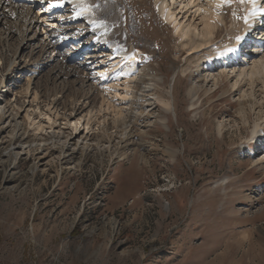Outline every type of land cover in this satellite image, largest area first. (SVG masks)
<instances>
[{
  "label": "rangeland",
  "instance_id": "374dc122",
  "mask_svg": "<svg viewBox=\"0 0 264 264\" xmlns=\"http://www.w3.org/2000/svg\"><path fill=\"white\" fill-rule=\"evenodd\" d=\"M89 1L82 17L102 25L99 36L71 9L58 26L24 34L10 18L0 22L5 118L13 115L35 141L73 134L70 125L79 119L75 140L87 146L71 149L70 162L49 147L53 141L43 154L18 150L15 158L4 151L10 129L1 135L0 264H264V166L255 164H264V141L250 140L264 110L239 113L232 82L188 94L195 73L215 64L210 55L219 44L236 37L235 6L225 0L217 36L190 55L189 39L180 40L174 25L189 22L191 40L200 41L203 19L191 9L174 6L178 20L170 24L155 0ZM235 13L240 21L241 10ZM100 35L113 47L97 44ZM129 48L138 51V63L156 69L161 99L134 100L129 81L137 74L125 62L119 74L109 72L119 61L109 55ZM224 66L210 70L219 77ZM255 90L261 99L264 89ZM40 111L56 121L52 129ZM127 113L136 120L116 128Z\"/></svg>",
  "mask_w": 264,
  "mask_h": 264
},
{
  "label": "bare ground",
  "instance_id": "6f19581e",
  "mask_svg": "<svg viewBox=\"0 0 264 264\" xmlns=\"http://www.w3.org/2000/svg\"><path fill=\"white\" fill-rule=\"evenodd\" d=\"M51 1L59 2L60 0H51ZM226 1H228L227 5L232 3V5L235 6L231 14L232 19H233L231 26H232V30L234 29L237 31L236 37L239 36L241 37V39L238 41L236 37H234V39L228 38L227 41L219 44V47L215 49V51L210 55V62H214L215 64L208 65L207 70L201 69L195 73L197 77L194 83L191 84L188 94L192 97H195L200 92H204V93H206L207 91L210 92L209 90L212 87L215 88L214 92H216V90H218L220 82H222L221 84L223 85L225 84V82H232L230 84V90H232L233 93L237 92L239 94L237 105L239 106L240 111L238 112L241 113L243 116L244 115L248 116V114H251V112H255L258 110L259 111L258 113H260L262 110H264V96L258 100L257 98L258 96L256 95L257 93L255 90L257 86L260 89H262V91L264 89L263 87H261L264 85V27H263L264 25V21H263L264 20V0H256L255 5L251 3V0H226ZM226 1L225 0H205L204 2L201 0H190V1L189 0H155V3H156L157 11L159 12L161 18H163L166 22L170 24H175L178 20L177 19L178 17L175 16V13H174L175 11L172 12V9H174L173 7L176 5H177V9L179 8L180 12L182 11L185 12L188 9H191L194 18H196L197 16L199 17L202 16L203 35L202 37H200L201 39L199 38L200 41L191 40L192 38H190L189 33L192 32V34H194L193 32L195 31V26L191 30L189 28L190 26L189 22L186 25H184L183 23H178L174 25L175 28L173 27L174 31L180 32V35H179L180 40L185 39V38L189 39L188 42L184 44V46H188L190 55H193L195 53L202 51L205 48V46L209 44L213 39H215L214 38L215 36H217L216 29L218 25L223 23L225 20L224 16L221 15L219 12H217V10L222 9L221 6ZM89 2H90L89 0H64L63 4L68 5L69 3V6L67 8H64L61 13H64V12L67 13L68 9H71L69 13L73 14L76 12L77 17L75 16V19L78 17H82L84 12H89L91 10L90 8L91 5H89L90 4ZM84 5L89 6L87 11L82 10ZM235 9L241 10V13L243 16H241L240 21L237 19L238 15H236ZM66 15L67 14H64V15L56 14L49 18L52 20L54 17L59 18V17L66 16ZM245 17L248 18L247 23H245V20H244ZM0 18H1L0 22L4 18L6 19L10 18V20L13 22L14 29L18 28L19 31L21 29L23 34L28 33L29 30L33 31L34 29H39V28L42 30L47 29L44 27V24L41 21L42 18L44 17H42L41 15H36V14L34 15V10L32 9V7L29 6V3L27 0H0ZM83 19L87 21L86 25L90 29V31L93 32L92 35H95L97 32H99V30H101V28H103L100 25H99L100 27L98 25H97L98 27L95 26L94 25L95 20H93V18L89 16H85V18ZM256 20H258V23L260 25L256 26V29L254 30H259L260 28L259 33L257 34V37L259 36V38H257L255 42L251 41V43H249L248 45L247 44L243 45L242 42L247 39L246 36L250 32L248 30L249 27L255 25L257 23ZM53 27H54L53 25H50L48 29L53 28ZM262 27L263 29L261 30ZM7 30H9V28ZM13 32H15V30L10 31V33H13ZM54 34H57V33H54ZM195 34H196V31H195ZM45 35L47 37L48 36L52 37L50 36L51 34L49 35L47 34V32H45ZM29 39L31 40V38ZM95 41L97 44H99V41H101L105 43L107 47H109L108 42L104 40V35L103 36L100 35L99 38H95ZM87 44H89V42ZM51 47L53 46H51V44L49 43L46 45L47 49L48 48L50 49ZM112 47L113 46L111 45V47L109 48H112ZM227 49H232V51L228 52L226 51ZM50 51H53V50H50ZM238 51L242 53L240 56L237 57L235 56L234 53ZM109 56H110L109 61L115 60L116 58L119 59L118 62L108 65L110 66L109 72L111 73L120 72L119 71L121 68L120 63L125 62V64H127L126 66L127 70L130 68V70H128L129 73L132 72V75L137 74V80L131 79L129 81V83L134 84L133 86L134 87L133 93H135L134 100H138L140 97H143V96L144 97L151 96V97H154L155 99L162 98L163 96L162 93L160 94L157 91L160 85L161 79H158L156 77L155 75L156 69H153L151 67L149 68L148 66H143L142 64L138 63V51H136L134 48H129V50L118 49L115 51V53L110 54ZM202 58L203 57L198 56L199 60ZM220 63H225L224 70L222 69L220 70L223 73L219 77L214 76L213 73L216 72V70H210V67H212L213 65H219ZM201 65H202V62H200L197 67L199 68L201 67ZM139 72H141V75H139L140 74ZM228 79H230V81H228ZM210 82H211V87H209V89H206V87H208ZM129 83L126 82L125 86L129 87L128 86ZM203 86H205V88H203ZM245 87L248 88L247 91L243 90V88ZM228 92L230 91L228 90ZM136 103L137 101H135L134 104ZM160 105L165 107L167 110L169 109L170 103L167 100L165 101L162 99L160 101ZM4 109L5 107L2 108V106H0V141H1V135H3L7 130L10 129V131L8 132L9 133L8 134L9 137L7 140L8 143H7L6 148L4 149L6 153L5 155L8 157L17 158L16 156L19 153L18 150H24L26 153L41 152L43 154V152H47L49 150V147H52L57 150L58 155H61L63 159L67 158L66 162H70L71 160H73V153L70 154L71 149H73L76 146L77 147L79 146L78 148H82V149L84 147H87L81 144L78 145L77 140H75L76 138H79L77 136L78 130L82 126L80 124L79 119H76V121L74 122H72V119L66 121L67 125L71 124L72 122V124L70 125V129L71 131H73L72 133L75 135L73 134L65 135L64 133H62L61 137L51 136V137H45V138L35 141V140H29L24 137V135L21 133V130H22L21 125L15 119V117H13V115L12 117H9L7 119L5 118L7 115L6 113L7 111L4 112ZM135 111L137 112V116H141L143 114L142 108L140 110H135ZM128 113L124 117H121V119L113 123L116 125V128L118 127V129L122 128L126 130L132 125V122L136 120L137 116L136 115L132 116V115H129ZM116 114L118 115V113ZM42 116L45 117L46 125L48 126V128L52 129L53 127L52 125H55L56 121L52 119L49 115H47L46 112L40 111L38 113V117H42ZM86 126H87L86 127V131H87L89 130L88 122ZM62 130L60 129V131ZM263 132H264V116L261 122L258 120L254 122L253 128L250 133L252 135L250 140H253L254 143L261 144L264 141ZM50 141H53V142L50 143ZM48 144H49V147H47ZM112 152H114V149ZM255 164L256 166H260V167L261 165L264 166V164H262L260 160L256 161Z\"/></svg>",
  "mask_w": 264,
  "mask_h": 264
},
{
  "label": "snow or ice",
  "instance_id": "6c2138e0",
  "mask_svg": "<svg viewBox=\"0 0 264 264\" xmlns=\"http://www.w3.org/2000/svg\"><path fill=\"white\" fill-rule=\"evenodd\" d=\"M251 3L253 5H255L256 0H251ZM88 7H89L88 5H84L82 10L87 11L88 10ZM244 20H245V23L248 22V18L247 17H245ZM236 39L239 41L241 39V37L237 36ZM226 51L230 52V51H232V49H227Z\"/></svg>",
  "mask_w": 264,
  "mask_h": 264
}]
</instances>
